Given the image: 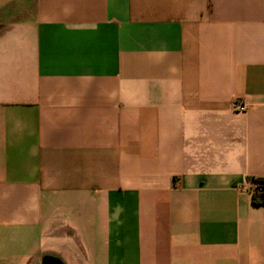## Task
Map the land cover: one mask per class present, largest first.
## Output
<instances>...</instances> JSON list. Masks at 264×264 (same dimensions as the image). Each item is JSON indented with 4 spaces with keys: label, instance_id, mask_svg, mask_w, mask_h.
I'll return each instance as SVG.
<instances>
[{
    "label": "crops",
    "instance_id": "obj_1",
    "mask_svg": "<svg viewBox=\"0 0 264 264\" xmlns=\"http://www.w3.org/2000/svg\"><path fill=\"white\" fill-rule=\"evenodd\" d=\"M253 177L264 0H0V264H264Z\"/></svg>",
    "mask_w": 264,
    "mask_h": 264
},
{
    "label": "built area",
    "instance_id": "obj_2",
    "mask_svg": "<svg viewBox=\"0 0 264 264\" xmlns=\"http://www.w3.org/2000/svg\"><path fill=\"white\" fill-rule=\"evenodd\" d=\"M230 107L233 111L245 112L249 108V104L243 98H235L230 103ZM250 186L253 193L264 192V179L260 177H253L250 179Z\"/></svg>",
    "mask_w": 264,
    "mask_h": 264
},
{
    "label": "trees",
    "instance_id": "obj_3",
    "mask_svg": "<svg viewBox=\"0 0 264 264\" xmlns=\"http://www.w3.org/2000/svg\"><path fill=\"white\" fill-rule=\"evenodd\" d=\"M262 195V198L261 199H258L257 197H255V201L256 202H263L264 203V192H262V193H254V195Z\"/></svg>",
    "mask_w": 264,
    "mask_h": 264
}]
</instances>
